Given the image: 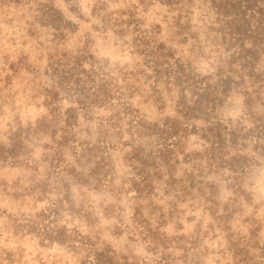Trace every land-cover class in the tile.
<instances>
[{
  "label": "rangeland",
  "instance_id": "1",
  "mask_svg": "<svg viewBox=\"0 0 264 264\" xmlns=\"http://www.w3.org/2000/svg\"><path fill=\"white\" fill-rule=\"evenodd\" d=\"M224 28L208 0H0V264L80 263L83 254L44 241L38 223L87 237L97 250L130 263L160 264L133 223L134 201L124 184L131 172L127 147L118 144L127 140V121L120 133L110 120L127 106L129 73L143 68L141 42L200 52L197 68L208 75L228 56ZM78 59L85 73L74 77L93 81L97 97L66 88L61 69ZM78 98L88 100V110ZM133 100L148 120H159L144 91ZM253 116L264 120V104L241 94L220 111L223 120L247 127ZM67 133L97 147V157H77ZM103 141L118 145L105 148ZM257 158L258 166L237 182L208 175L217 184L214 204L176 203L165 182L156 196L138 202L152 230L171 242L174 264H234L236 247L245 242L260 253L264 158ZM99 163L103 182L88 178ZM185 246L192 253L185 255Z\"/></svg>",
  "mask_w": 264,
  "mask_h": 264
},
{
  "label": "trees",
  "instance_id": "2",
  "mask_svg": "<svg viewBox=\"0 0 264 264\" xmlns=\"http://www.w3.org/2000/svg\"><path fill=\"white\" fill-rule=\"evenodd\" d=\"M208 1L224 18L223 45L227 58L218 62L213 74L203 75L197 68L202 53L193 49L188 53L179 52L164 42H141L138 52L144 59L143 68L129 73L132 82L127 91V106L121 108L123 111H119L117 118L110 120L120 133L125 132L122 123L127 121V140L118 143L127 147L131 169L124 184L134 201V226L150 239L160 264H174V256L167 254L172 244L152 230L138 202L156 196L159 182H165L166 194H173L176 203L197 200L204 201L205 205L214 204L217 184L209 181L208 175L218 174L237 182L258 166L257 156L264 158V120L253 116L254 124L247 127L220 117L221 109L233 94L264 104L261 91L264 87V0ZM183 31L180 36L186 37ZM84 63V60H69L61 69L62 79L67 89L76 93L93 90L96 96L93 81L74 77L85 73L81 69ZM141 90L153 102L159 120H148L135 106L133 99ZM78 101L89 109L87 99L78 98ZM69 140L67 133L66 142ZM70 141L79 158L94 159L99 154L97 147ZM101 144L105 148L118 145L105 141ZM102 171L99 163L88 178L98 175L104 178L97 181H106ZM36 229L42 232L44 241L55 240L77 256L83 254L79 264H139L117 258L109 250H97L96 244L87 237L59 234L43 223H38ZM241 245L236 247L234 264H264V246L255 255L256 249L250 242ZM192 249L185 246L183 253L189 255Z\"/></svg>",
  "mask_w": 264,
  "mask_h": 264
}]
</instances>
